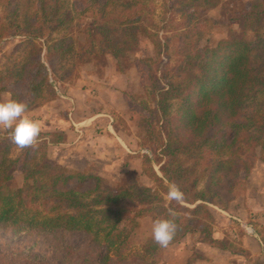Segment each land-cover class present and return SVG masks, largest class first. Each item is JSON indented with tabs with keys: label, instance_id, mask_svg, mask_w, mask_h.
I'll return each instance as SVG.
<instances>
[{
	"label": "trees",
	"instance_id": "trees-1",
	"mask_svg": "<svg viewBox=\"0 0 264 264\" xmlns=\"http://www.w3.org/2000/svg\"><path fill=\"white\" fill-rule=\"evenodd\" d=\"M25 1L27 4L29 0ZM78 1L82 6L79 13L86 15L90 24L81 29L76 24L75 32L87 43L77 56V63L86 64L95 58L93 41L98 52L111 58L116 68L121 60L137 59L140 41L147 40L153 50L159 45H154L147 31L149 0ZM211 1L191 2L183 18L187 22L197 20L198 9L206 5L210 10ZM31 3L28 16L21 11L24 2L11 0L12 18L4 27L13 35L26 38L31 58L39 53L34 41L44 38L46 55L57 62L65 59L69 73L71 44H65L63 37L55 39L51 35L74 29V6L65 5L64 0ZM108 9L115 14L109 17ZM227 30V38L211 48L199 45L202 41L199 37L186 39L188 31L183 33L177 47V79L151 93L155 106L146 111L139 124L147 133L152 132L151 120L152 124H159L157 143L163 162L158 168L161 179L157 180L177 184L184 193L183 204L199 201L218 205L220 198L228 201L233 176L253 161L264 165V106L258 120H253L247 110L253 103L251 98L264 94V56L261 59L252 56L253 42L246 35L250 31L254 39L261 37L258 44L264 49V10L253 8L234 17ZM35 65L40 71L41 65L37 62ZM28 69L24 64L7 68L4 75L0 74L3 82L0 92L4 84L19 81ZM39 84L43 85V94L36 85L31 92L42 95L44 102L53 100L54 89L47 80L42 78ZM10 95L19 100L15 93ZM173 100L178 106L175 117L169 118L168 103ZM263 101L259 97L256 103L261 106ZM151 112L153 118L149 120ZM48 135L51 139L43 138L32 148H18L11 158L7 153L13 146L4 144L5 137L0 134V231L29 236L78 233L85 241V252L88 251L79 264H151L159 246L155 242L143 248L134 245L123 216L132 212L134 217L147 216L153 222L157 218L170 219L171 209L176 213L177 224L172 244L188 230L181 223L180 214L203 208L194 205L186 209L176 201L164 206L156 192L141 185L131 173L122 172V166L113 170L110 176L115 178L109 184L100 177L85 176L80 170L53 165L46 158V150L48 143L61 141L62 133L54 131ZM247 148H257L258 154ZM250 155L252 158L248 160ZM13 172L19 174L20 183L14 181ZM204 177L206 188L197 189V182ZM205 192L210 196L205 197ZM92 254L98 255L96 262L91 261Z\"/></svg>",
	"mask_w": 264,
	"mask_h": 264
},
{
	"label": "rangeland",
	"instance_id": "rangeland-1",
	"mask_svg": "<svg viewBox=\"0 0 264 264\" xmlns=\"http://www.w3.org/2000/svg\"><path fill=\"white\" fill-rule=\"evenodd\" d=\"M31 1H27L26 4L25 0H21L24 2L21 11L28 16L32 10ZM195 1L200 0H167L166 2L165 0H149L147 5L150 13L147 18L150 19V26L148 25L147 31L151 33L154 45L157 46L159 43L158 48L153 50L147 40H142L139 43L137 59L121 60L119 67L116 68L111 58L98 52L95 41H93L97 51L95 58H91L86 64L77 63V56L86 49L87 43L75 32L76 24L81 29L84 24H90V19L79 13L82 6L78 0H64L65 5L74 6L76 10L72 22L74 29L57 31L51 35V38L63 37L65 44H71L70 65L72 67L67 73L65 59L57 62L55 58L46 55L42 46L45 43L44 38L35 40L33 43L39 53L33 58L28 56L30 43L26 38L13 35L11 30L5 28L12 18L11 0H0V74L4 75L6 69L11 66L15 68L24 64L29 68L19 81L4 84L0 92V102L9 99L12 92L19 96L20 101L28 105V109L42 105L45 103L42 95L39 97L38 93L31 92V89L36 85L38 92L43 94V85L39 82L45 78L52 88H56V91L70 96L67 93L69 90L72 97L77 96L85 110L98 108L102 118L106 120L104 130H108L111 136L115 133L125 134L124 145L129 153L126 152L130 154L131 162L123 158L112 169L108 167L105 171L102 160L99 163L91 162L89 165H82L83 169L80 170L82 174L100 177L110 184L115 178V175L110 176L113 170L122 166V172L131 173L141 185L156 192L166 206L169 202L166 197L168 182L157 180L161 179L158 168L163 162V158L159 156L157 143L159 124H152L151 112L149 120H151L152 132L147 133L139 126L142 124L140 123L142 116L147 110L152 111L155 106L151 93L156 89L165 88L171 81H176L178 72L175 68L179 51L177 47L181 41L180 38L184 36L183 33L188 31L186 39L194 40L199 37L202 40L199 45L211 48L217 42L227 38V29L234 17H240L253 8L264 10V0H213L209 4L213 5L210 10L206 9V5L204 7L201 5V9H198V19L187 22L183 14L187 5ZM107 12L109 17L115 14V12L111 13L110 9ZM246 35L253 42L252 56L255 55L259 57L257 59H261L264 56V49L259 45L261 37L254 39L250 31H247ZM36 62L41 65L40 71L36 70ZM2 84L3 82H0V85ZM108 86H111L109 90L106 89ZM77 88L81 93L76 94ZM56 91H54L55 96ZM259 97L264 100V94H257L254 99L251 98L253 103L248 105L247 110L253 120H258V116L262 114L264 101L261 106L257 104ZM177 103L176 100L168 103L169 118L175 117ZM69 112L70 118H76V113L72 110L66 111L65 117ZM79 117L82 115L80 114ZM85 124L81 122L74 125L73 131L78 136L84 137L83 130L88 128L87 123ZM98 130H101V127L93 128V138L97 136L94 132ZM0 134L5 137L4 144H12L13 147L9 148L7 155L14 157L19 150L9 139L8 130L0 128ZM48 134L41 131L38 141L43 138L51 139ZM107 148L111 146L108 145ZM121 149L123 150L122 146ZM246 150L258 154L257 148ZM46 158L53 165H57L47 155V150ZM251 158L252 155L248 160ZM104 161L106 164L107 161ZM12 177L16 183H20L17 172H13ZM206 182L205 177L198 181L197 189H205ZM230 182L231 189L228 195L230 200L225 201L224 198H220L218 205L203 204L199 201L193 205L179 202L186 209H192L194 205H200L203 208H197L193 213L180 214L183 217L181 223L188 227L186 234L167 248L159 247L151 264H175L172 261L173 256L179 253L180 257L182 254V264H264V258L257 257V254L264 253V246L262 247L264 234L261 225V220L264 218L263 163L253 161L244 171L235 174ZM204 196L209 197L210 193L205 192ZM122 219L127 229L129 228V238L134 245L143 248L148 243L154 242L153 222L147 216L134 217L131 212ZM242 237L247 238V242L243 241ZM84 244L83 237L78 233L29 236L0 231V264H79L80 258L88 254V251L85 252ZM248 249H251L253 254ZM97 257V254L90 255L93 262H96Z\"/></svg>",
	"mask_w": 264,
	"mask_h": 264
},
{
	"label": "crops",
	"instance_id": "crops-1",
	"mask_svg": "<svg viewBox=\"0 0 264 264\" xmlns=\"http://www.w3.org/2000/svg\"><path fill=\"white\" fill-rule=\"evenodd\" d=\"M78 85L76 87H78ZM109 87L111 86H108L106 89L109 90ZM58 92L57 90V94L53 100L35 106L26 113L29 118L40 123L43 133L48 134L53 131L62 133L60 142L48 143L47 147V155L50 156L57 165L74 170H81L84 164L89 165L91 162L99 163V161L102 160L101 163L105 166H103L105 171V169L108 170V167L112 169L123 158L131 162L130 154H128L127 147L124 145L125 134L115 133L114 136H111L108 130H104L106 127V120L102 118V113L98 108H89L85 110L77 96H75V98L72 97L69 90H67V93L70 96H67L66 93ZM78 93H81L80 89L76 90V94ZM83 97L85 96L83 95ZM68 110L74 111L76 113V118H70V112L67 113L65 117L66 111ZM80 114L82 117H79ZM81 122L84 125H86L85 123L88 125V128L83 130L84 137L78 136V134L73 131V126ZM94 126L101 127V130L94 132L97 134L95 138H93L94 134L92 133L93 128H95ZM89 135L91 136L89 137ZM108 145L111 146V148H107ZM104 160L107 161L106 164ZM260 206L262 207V205ZM261 225L264 234V218L261 220ZM242 238L243 241L247 242V238ZM263 246L264 244L262 247ZM248 250L253 254L251 249ZM257 257L263 259L264 253L263 255L260 253L257 254ZM181 259L182 254L180 257L179 253L177 256H173L172 261L175 264H182Z\"/></svg>",
	"mask_w": 264,
	"mask_h": 264
},
{
	"label": "clouds",
	"instance_id": "clouds-1",
	"mask_svg": "<svg viewBox=\"0 0 264 264\" xmlns=\"http://www.w3.org/2000/svg\"><path fill=\"white\" fill-rule=\"evenodd\" d=\"M28 105L9 98L0 102V128L8 130L9 139L20 149L37 146L41 133L40 123L26 115ZM168 201L182 202L184 193L173 182L167 184ZM169 218H157L152 223V239L161 248H167L175 237L177 224L176 213L169 210Z\"/></svg>",
	"mask_w": 264,
	"mask_h": 264
},
{
	"label": "built area",
	"instance_id": "built-area-1",
	"mask_svg": "<svg viewBox=\"0 0 264 264\" xmlns=\"http://www.w3.org/2000/svg\"><path fill=\"white\" fill-rule=\"evenodd\" d=\"M49 81H50V80H49ZM53 89H54V91H56V88L53 87Z\"/></svg>",
	"mask_w": 264,
	"mask_h": 264
}]
</instances>
